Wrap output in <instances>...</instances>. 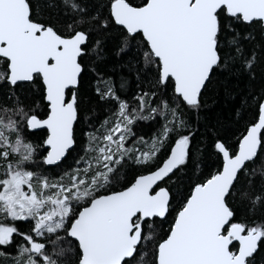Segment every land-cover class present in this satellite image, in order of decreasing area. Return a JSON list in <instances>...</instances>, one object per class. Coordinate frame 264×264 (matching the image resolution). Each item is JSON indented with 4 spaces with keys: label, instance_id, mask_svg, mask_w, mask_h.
<instances>
[{
    "label": "snow or ice",
    "instance_id": "1",
    "mask_svg": "<svg viewBox=\"0 0 264 264\" xmlns=\"http://www.w3.org/2000/svg\"><path fill=\"white\" fill-rule=\"evenodd\" d=\"M0 88V264H264V0H0Z\"/></svg>",
    "mask_w": 264,
    "mask_h": 264
},
{
    "label": "trees",
    "instance_id": "2",
    "mask_svg": "<svg viewBox=\"0 0 264 264\" xmlns=\"http://www.w3.org/2000/svg\"><path fill=\"white\" fill-rule=\"evenodd\" d=\"M118 64V61L115 57H109V60L106 62V74H111L118 80L119 76L123 75L129 80V85L126 88V98H131L133 94L136 92V79L134 70H130L127 67L119 68L116 67V71L113 73L110 70ZM88 81L94 80V75L90 74ZM38 85H31L28 82L24 83L23 88L18 92V94L23 93L27 95L30 99H36L39 101L40 97L38 94L33 93L30 89L38 88ZM245 81L243 79H237L236 77H229L227 80V91L223 86H217L215 91H210L206 97L208 107L201 112V121H200V129L199 133L204 132L203 124L205 120L215 122L217 119H220L224 122H230L233 119V112L237 104L239 103V92L244 89ZM6 88H0V100L3 99V93L6 91ZM87 95L92 99L93 104H95L97 97L91 87V84H86ZM228 91L232 93V96L228 95ZM232 97H236L233 99ZM92 107V105H86V108ZM104 104L101 103L96 107V111L99 113V118L103 119L104 113L102 109L104 108ZM193 120L195 121V116L193 115ZM140 131L146 136L151 133L152 127L150 126V122H141L140 123ZM40 134V133H38ZM202 135H198L197 139H203ZM211 163V160L209 161Z\"/></svg>",
    "mask_w": 264,
    "mask_h": 264
},
{
    "label": "water",
    "instance_id": "3",
    "mask_svg": "<svg viewBox=\"0 0 264 264\" xmlns=\"http://www.w3.org/2000/svg\"><path fill=\"white\" fill-rule=\"evenodd\" d=\"M24 83H27V82H24Z\"/></svg>",
    "mask_w": 264,
    "mask_h": 264
}]
</instances>
